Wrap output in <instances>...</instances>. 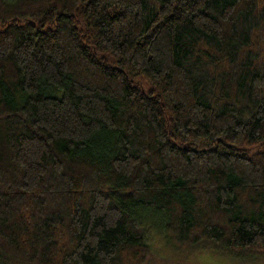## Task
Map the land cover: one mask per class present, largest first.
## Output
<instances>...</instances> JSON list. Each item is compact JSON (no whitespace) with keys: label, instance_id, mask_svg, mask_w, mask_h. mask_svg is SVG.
<instances>
[{"label":"trees","instance_id":"obj_1","mask_svg":"<svg viewBox=\"0 0 264 264\" xmlns=\"http://www.w3.org/2000/svg\"><path fill=\"white\" fill-rule=\"evenodd\" d=\"M264 257V0H0V264Z\"/></svg>","mask_w":264,"mask_h":264},{"label":"rangeland","instance_id":"obj_2","mask_svg":"<svg viewBox=\"0 0 264 264\" xmlns=\"http://www.w3.org/2000/svg\"><path fill=\"white\" fill-rule=\"evenodd\" d=\"M150 223L146 233L153 246L152 264H264V257L236 259L207 249H199L196 252L195 250L175 251V248L166 246L161 224L152 221Z\"/></svg>","mask_w":264,"mask_h":264}]
</instances>
